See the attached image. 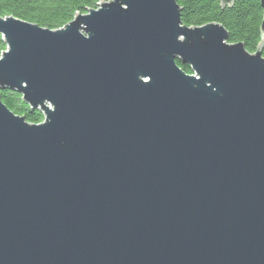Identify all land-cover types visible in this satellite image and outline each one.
<instances>
[{
  "label": "water",
  "instance_id": "water-1",
  "mask_svg": "<svg viewBox=\"0 0 264 264\" xmlns=\"http://www.w3.org/2000/svg\"><path fill=\"white\" fill-rule=\"evenodd\" d=\"M179 12L0 17V89L43 116L0 102V264H264L262 44Z\"/></svg>",
  "mask_w": 264,
  "mask_h": 264
},
{
  "label": "trees",
  "instance_id": "trees-1",
  "mask_svg": "<svg viewBox=\"0 0 264 264\" xmlns=\"http://www.w3.org/2000/svg\"><path fill=\"white\" fill-rule=\"evenodd\" d=\"M113 0H0V17L13 16L41 28L57 30L68 24L76 14H85L97 9L103 2ZM180 23L184 27H200L214 23L227 33V43H241L253 54L262 44L264 59V35L260 33L262 9L258 0H233L230 6L221 7L220 0H176ZM6 46L0 36V55ZM176 64L186 74L191 70L178 60ZM0 102L29 124H39L43 116L38 110H31L22 102L21 96L7 88L0 89Z\"/></svg>",
  "mask_w": 264,
  "mask_h": 264
},
{
  "label": "bare ground",
  "instance_id": "bare-ground-1",
  "mask_svg": "<svg viewBox=\"0 0 264 264\" xmlns=\"http://www.w3.org/2000/svg\"><path fill=\"white\" fill-rule=\"evenodd\" d=\"M190 28V27H189ZM191 75H192V72H191Z\"/></svg>",
  "mask_w": 264,
  "mask_h": 264
}]
</instances>
